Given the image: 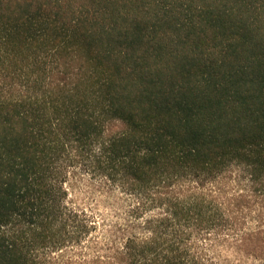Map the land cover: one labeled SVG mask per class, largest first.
Wrapping results in <instances>:
<instances>
[{"label": "trees", "instance_id": "1", "mask_svg": "<svg viewBox=\"0 0 264 264\" xmlns=\"http://www.w3.org/2000/svg\"><path fill=\"white\" fill-rule=\"evenodd\" d=\"M0 264H264V0H0Z\"/></svg>", "mask_w": 264, "mask_h": 264}]
</instances>
